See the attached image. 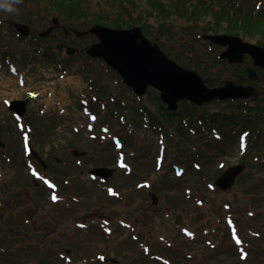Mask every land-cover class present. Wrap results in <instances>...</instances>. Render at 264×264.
<instances>
[{
  "label": "rangeland",
  "instance_id": "obj_1",
  "mask_svg": "<svg viewBox=\"0 0 264 264\" xmlns=\"http://www.w3.org/2000/svg\"><path fill=\"white\" fill-rule=\"evenodd\" d=\"M43 1L49 5V0ZM98 1L91 0L93 11L113 19L108 5ZM255 7L254 14L263 16L264 0H257ZM29 12H32L34 20L39 9L34 4L28 5L26 9L19 5L14 13L0 10V18H4L5 22L25 20ZM54 17L55 15H50L49 20ZM40 23L42 22L35 25L40 30L51 25L50 21L44 22L47 24L45 27L38 26ZM92 25L76 29L86 31ZM255 25L256 28H253V24L251 27L241 28L263 44L264 24ZM171 27L167 46L172 56L165 49L171 59L177 61L174 57L184 58L190 64L189 69L197 70L204 78L214 77L215 81L210 87L220 86L228 79L239 84H250L247 78L238 80L234 76L224 75L217 78L215 74L231 70L226 63L217 62L220 61L217 55L223 49L199 40L194 34L187 38L178 30L177 24ZM253 31L256 33L253 34ZM10 33L9 26L0 23V35ZM53 36L43 42L44 48H35L33 46L36 45V40L24 39L16 34L7 37L6 44L0 47V54H6L7 48L9 52L22 54L23 66H17L19 72L16 74H10L7 67L9 65L5 61L0 66L1 139L7 145L0 150V254H8V250L17 253L13 259L0 256V264L5 261H9L8 264L21 263L22 256L25 257L24 264H31L36 259V250L31 249L32 254L29 255L22 245L26 246L35 233L50 239H61L66 244V249L73 250L76 256L84 258L81 264H115L111 259L122 260L121 264H132L130 261L138 259L141 261L136 264H161L153 260L152 254L146 255L138 242L130 236L133 226L139 228V223L146 224L155 219H160L158 222L162 223L159 227L155 225V228L150 226L146 229L149 234H158L152 238L157 239L160 244L176 243L187 253H175L174 256H178L175 264H264V168L253 167L252 172H246L251 162L260 165L259 154L253 151L255 149L249 148L248 141L225 144L224 155L216 158L206 172L196 176L178 178L183 169L178 167L169 176L181 188L173 194L180 201L169 200V206L160 203L159 207L153 208L152 187L164 178L171 160H164V152L161 151L162 170L154 171L148 177L142 176L148 171L147 168H156L155 162L136 158L135 152L129 147L124 150L127 155L125 157L121 153L120 143L113 146L109 138L111 129L99 125L100 119L105 114L108 115V112L89 96L88 83L94 88L95 84H101L106 89L105 99L108 102L117 97L120 100L126 99L128 94L135 103L132 92L123 84L118 74L109 70L105 62L86 56L84 50L97 42L96 37L89 35L78 38L74 34L65 37L61 30L56 31ZM148 38L159 44L157 35ZM61 41L68 46L83 49L81 57L69 64L81 70L86 80L76 73V69L68 74L60 73L61 66L56 63V59L50 61L48 55L45 56L48 50H54L55 57L61 55V61L66 62L65 58L69 56L64 54L65 51H61V54L56 50ZM47 46H51V49H47ZM160 47L162 48L161 45ZM13 57L21 58L19 55ZM197 65H201L200 68ZM246 67H252L251 60ZM259 75L260 79L251 84L264 91V73ZM152 93L157 92L150 89L143 98L149 100ZM13 101L20 104L26 102L27 114L24 120H16L15 115L9 111L8 106ZM247 101L251 112L242 115L249 114L250 120H253V116H264V111L259 110L262 102L253 104V99ZM233 105L230 101L209 103L202 107V112H233ZM146 132L144 139L137 143L138 148L147 140L152 144L157 139V131ZM27 134L34 152L41 160L29 153ZM204 134L209 138L213 137L209 132ZM244 141L246 147H243ZM176 144V141H171L167 150L175 152L173 148ZM42 161L47 165L46 169L39 167ZM237 164H245L247 169L238 177L235 186L227 191L215 186L216 178ZM105 166L114 170L112 178L106 184L90 177V169ZM203 175L209 176L206 180L210 184L209 188L201 179ZM35 179L39 181L35 182ZM166 213L170 215H165ZM156 214L164 216L159 218ZM196 214H202L203 217H197ZM103 220L109 222L104 231L101 227ZM84 225L87 227L83 229ZM226 225L233 227L230 235ZM92 227L99 229L93 233ZM242 227L253 228V233L259 237L252 236L250 240L244 237V242L238 234L239 229L244 230ZM62 232L65 235L61 237ZM96 232L102 234H95ZM105 232L112 234L107 235ZM70 234H73L72 238ZM118 241L119 244H116ZM247 241H250V245ZM222 248H227L226 252L229 254L213 258ZM96 254L105 256L106 263L100 261ZM161 256L166 259L169 257L167 253Z\"/></svg>",
  "mask_w": 264,
  "mask_h": 264
},
{
  "label": "trees",
  "instance_id": "obj_2",
  "mask_svg": "<svg viewBox=\"0 0 264 264\" xmlns=\"http://www.w3.org/2000/svg\"><path fill=\"white\" fill-rule=\"evenodd\" d=\"M98 2L108 5L113 19L93 11L91 0H49V9L50 12L61 16L67 27L104 24L117 29H128L140 25L146 36L157 35V41L170 56L172 55L168 52L170 49L167 46L170 36L168 31L172 30L171 25L173 24H177L178 30L184 33L187 38L192 37L193 34L197 37L202 34H232L233 31L242 29L241 27L249 25L251 27L253 24V28H256L255 24H264V15L253 14L256 9L253 8L251 0H99ZM87 4L88 7H86ZM149 10L152 17L156 16L160 22L164 23L159 29H155L153 24L146 20V13ZM151 16L149 15L148 19ZM254 33L256 32L253 31ZM174 58L184 67H189L190 64L186 59ZM67 68V64L61 66V70ZM91 87L92 96H95L100 107L108 112V115L104 113L99 125L111 129L110 140L113 146L120 143L121 153L125 157L127 155L124 150L129 147L135 152L136 158L155 162L156 168H147L148 171L142 176L148 177L154 171L162 170L161 151L164 152V160H171L168 166L169 170L166 171L164 178L152 187L159 196L160 202L165 206H169V200L180 201L173 194L181 188L175 181L170 180L169 175L180 166L183 169L178 178L187 175L196 176L206 172L211 167L210 164L223 154V147L227 143L233 144L236 141L239 144L241 139H246L249 148L255 149L253 151L259 154L260 158V165L251 162L246 172H252L253 167L264 168L263 115L253 116V120L247 119L245 115L223 119L217 114L203 113L202 108L187 102L182 104L179 111L170 112L165 108L157 93L150 94L149 100L134 97L135 103L131 101L128 94H126L128 97L126 99L120 100L117 97L113 98L112 102H108L105 99L106 89L101 84H95V88ZM245 111L241 109L240 113L245 114L243 113ZM196 115L197 117H195ZM146 131H157L155 135L157 139L152 144L147 140L143 146L138 148L137 143L144 139ZM205 132L211 133L213 137L209 138L204 134ZM170 140L177 143L173 148L175 152L167 150ZM201 179L206 182V187L209 188L210 184H207L206 181L209 176L203 175ZM189 186L194 187L191 184ZM184 191L186 192V190ZM194 198L192 197V199ZM165 215L170 214L166 213ZM162 216L164 215L156 214V217L162 218ZM198 216H202V214H198ZM159 220L155 219L146 224L139 223L138 230L144 232L150 226L159 227V224L162 223L158 222ZM243 229H239L238 233L243 241L244 237L250 240L252 236L257 235L253 233L252 229L246 227ZM246 243L250 245V241ZM6 247L10 246L6 245ZM0 256L4 259H13L16 258L17 253L12 251L8 254H0ZM82 260L84 258H80V263ZM8 263L9 261L4 262V264ZM39 264L45 263L40 261Z\"/></svg>",
  "mask_w": 264,
  "mask_h": 264
},
{
  "label": "water",
  "instance_id": "obj_3",
  "mask_svg": "<svg viewBox=\"0 0 264 264\" xmlns=\"http://www.w3.org/2000/svg\"><path fill=\"white\" fill-rule=\"evenodd\" d=\"M23 33L29 34V27L19 28ZM77 36L84 37L88 34L96 35L100 43L94 44L87 54L93 58L104 60L111 68L116 70L124 79V82L134 92L143 96L149 87L160 91L161 99L168 105L170 110H178L179 103L188 101L196 105L205 104L208 101L226 97H236L246 92L244 97L257 95L258 91L252 88L235 86L227 82L224 88L210 89L207 84L210 79H203L197 71L186 70L175 60L170 59L158 44H154L144 36L141 28L131 30H114L101 25H96L88 32H76ZM215 44H231L230 51L226 56H236L242 49L238 39L228 36L205 37ZM253 46V56L257 61H264L262 55ZM70 49L68 53H73ZM262 64V63H260ZM255 73L253 72V76ZM244 90V91H243ZM25 105V103H23ZM18 103H13L12 109L23 114L24 110L17 108ZM0 147L5 144L0 141ZM246 169L245 165H235L228 168L216 181L215 185L223 191L232 188L237 178ZM97 177H103L105 181L113 175L109 169H94L90 172ZM154 205L158 204V198L153 196Z\"/></svg>",
  "mask_w": 264,
  "mask_h": 264
},
{
  "label": "flooded vegetation",
  "instance_id": "obj_4",
  "mask_svg": "<svg viewBox=\"0 0 264 264\" xmlns=\"http://www.w3.org/2000/svg\"><path fill=\"white\" fill-rule=\"evenodd\" d=\"M116 244H119V242H116ZM106 257L105 256H102L100 258V261H102L103 263H106L105 261ZM67 260H68V263H67ZM118 262H113L115 264H121L122 260H118ZM132 264H136L137 262H139L138 260L136 261H130ZM128 263V262H126ZM53 264H81L80 263V258H77L75 257L73 254H70L68 257L67 256H63V257H60L58 259V262L57 263H53ZM129 264V263H128Z\"/></svg>",
  "mask_w": 264,
  "mask_h": 264
},
{
  "label": "clouds",
  "instance_id": "obj_5",
  "mask_svg": "<svg viewBox=\"0 0 264 264\" xmlns=\"http://www.w3.org/2000/svg\"><path fill=\"white\" fill-rule=\"evenodd\" d=\"M23 3V0H0V10L8 13L17 11V7Z\"/></svg>",
  "mask_w": 264,
  "mask_h": 264
},
{
  "label": "snow or ice",
  "instance_id": "obj_6",
  "mask_svg": "<svg viewBox=\"0 0 264 264\" xmlns=\"http://www.w3.org/2000/svg\"><path fill=\"white\" fill-rule=\"evenodd\" d=\"M53 199L55 200L56 199V197H53ZM239 242V241H238Z\"/></svg>",
  "mask_w": 264,
  "mask_h": 264
}]
</instances>
